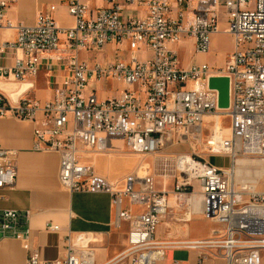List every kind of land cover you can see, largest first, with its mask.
Returning <instances> with one entry per match:
<instances>
[{"label": "built area", "instance_id": "obj_1", "mask_svg": "<svg viewBox=\"0 0 264 264\" xmlns=\"http://www.w3.org/2000/svg\"><path fill=\"white\" fill-rule=\"evenodd\" d=\"M13 2L0 0V30L14 33L0 39V59H12L10 65L0 64V82L23 87L13 101L0 90V117L30 121L32 149L58 155L61 187L107 194L114 210L111 225L127 223L125 247L110 260L96 262L94 244L100 239L76 231L65 235L61 256L41 259L30 250L25 264L124 259L154 264L166 247L176 246L214 249L225 264H264V191L254 190L255 181L247 175L234 180L237 157L255 156L264 163V0H59L72 17L70 26L57 23L55 3L38 9L31 24L14 21L6 15ZM221 19L223 32L232 38L223 65L194 60L183 65L178 58L183 39H193L194 52L208 53ZM105 45L122 49L123 56L108 61L80 57ZM43 64L60 69L61 76L51 79V96L40 100L28 89ZM211 76L228 77L226 108L217 106V90L208 87ZM110 88L98 95V89ZM209 115L215 116L213 123L205 121ZM203 131L207 156L177 153L171 191L187 215L198 192L202 213L221 228L204 238L159 240L155 231L170 208L169 196L155 187L148 164L110 179L96 172L91 154L107 152L111 136L120 137L130 152L148 154L173 139L201 137ZM211 155L226 158L227 165L214 164ZM14 156V149L0 148V188L14 180ZM28 217L27 210L1 209L0 238L14 237L27 247Z\"/></svg>", "mask_w": 264, "mask_h": 264}, {"label": "crops", "instance_id": "obj_2", "mask_svg": "<svg viewBox=\"0 0 264 264\" xmlns=\"http://www.w3.org/2000/svg\"><path fill=\"white\" fill-rule=\"evenodd\" d=\"M50 3L56 4L54 17L57 23L61 26H70L73 22L72 17L68 15L59 0L46 3L38 0H14L7 8L6 15L14 21L31 24L37 10ZM90 3L96 2L90 1ZM223 28L224 22L221 19L219 21L220 31L211 35L208 53L194 52L193 39L190 37L183 39L178 50H184L189 58H186L182 64L185 65L194 60L204 61L209 65H223H219V62L224 63V56L228 52H224L222 57L216 59L211 56V47L216 43L218 35L228 37L232 43L231 36L223 32ZM13 35V31L9 29L0 30L1 40L11 39ZM11 63V58L0 59L2 65ZM60 76V69L41 65L37 75L31 79L32 86L28 89V93L40 100L49 98L54 86L51 81ZM107 85L110 87L109 83ZM22 87L17 81L0 82L1 92L12 101L18 98ZM110 92L111 88L104 92L100 91V95ZM0 148L15 150V177L11 185L0 188V210L16 209L29 212L27 247H24L22 242L14 237L0 238V264H25L30 250H36L41 259L49 260L59 257L63 252L65 235L76 231H90L100 239L94 244L96 262L110 260L124 249L127 223L121 222L119 227L111 225L114 210L110 205L109 196L105 193L70 192L62 188L58 180V155L53 151L32 149V123L30 121L9 116L0 117ZM107 148L108 151L115 149L119 153L115 155L107 152L92 156L91 159L97 173L110 179H118L134 169L135 158L124 151L120 137H109ZM211 156H208L210 161ZM113 157L120 161L114 163L111 161ZM217 165L223 166L224 164ZM201 198L198 192L192 195L191 212L186 221H179L182 219L179 217L180 210L169 208L155 231V237L159 240H189L208 237L214 229H220L219 223L202 214ZM168 201L169 206L172 207L173 199L168 197ZM48 224H55L58 229H46ZM172 259L177 260L178 264H225L224 257L215 253L214 249L183 246L166 247L162 260L154 264H163ZM125 260L115 264H127Z\"/></svg>", "mask_w": 264, "mask_h": 264}, {"label": "rangeland", "instance_id": "obj_3", "mask_svg": "<svg viewBox=\"0 0 264 264\" xmlns=\"http://www.w3.org/2000/svg\"><path fill=\"white\" fill-rule=\"evenodd\" d=\"M39 2H49L51 0H38ZM26 7V6H25ZM124 13H127L126 10H124ZM232 48V43L230 39L224 35H218L217 36V41L215 44L212 45L211 47V56L213 59L220 58L222 57L224 52H229ZM118 52H115L114 50L111 49L110 45H105L102 51H90V52H81L80 57L85 58V59H95L99 61H108V60H113L116 58H120L123 56L122 49L116 50ZM184 56V58H183ZM178 58L181 63L184 62V60L189 58V55L185 52L184 50H179L178 52ZM223 64V61L219 62V65ZM112 83H109V86L112 87ZM98 95H100V90L98 89ZM205 121L208 123H213L215 121V117L213 115H209L204 118ZM223 133L227 134L228 130L224 129ZM207 135L206 131H203L201 137H185L182 140H175L173 139L172 141H168L164 147L159 149L158 151L154 153H148V154H142V153H133L127 150L125 147L123 148L125 152H127L128 155H131L132 157L135 158V167L132 171H137L139 164H148L149 166V173L153 176L154 180V185L158 189H165L168 193V196L170 199H173V206L170 207L171 210H180V215L182 219L179 221H186V218L188 215L186 213H183V207L177 205L176 201L174 200L173 193L171 191L173 182L175 180V175L177 174V171L175 170V165H174V156L177 153H195L196 155H201V156H207L205 149H204V139ZM110 153H113L115 155H118L119 151H116L115 149H110ZM105 152V153H107ZM97 154V153H96ZM96 154H91L92 156ZM99 154V153H98ZM211 161L213 163L217 164H224L223 166H226L227 164V159L219 156V155H212L211 156ZM238 161L241 163L240 166L235 165V167H238L239 169L243 168L242 162L246 159H255L257 160L258 158L255 156H250V155H244V156H239L237 157ZM259 160V159H258ZM114 163L119 162L120 159H117L116 157H113L111 159ZM116 161V162H115ZM261 161V160H260ZM242 165V166H241ZM252 170H260L261 172L264 171V163L261 161L257 165H250L248 166ZM246 168V167H245ZM253 171V172H254ZM247 172V171H246ZM139 173H142L139 170ZM245 172L241 169L240 172H238L237 175H235L234 180L235 182H238L241 178H243L245 175ZM243 174V175H242ZM191 183L194 186V189L197 190V181L195 179H191ZM254 185V190L256 191H264V175H261L257 180L252 183ZM170 205V202H169ZM203 212V211H201ZM204 214V213H202ZM177 215V216H178ZM205 215V214H204ZM208 217L207 215H205Z\"/></svg>", "mask_w": 264, "mask_h": 264}, {"label": "water", "instance_id": "obj_4", "mask_svg": "<svg viewBox=\"0 0 264 264\" xmlns=\"http://www.w3.org/2000/svg\"><path fill=\"white\" fill-rule=\"evenodd\" d=\"M208 87L217 90V106L226 108L229 101V84L226 76H211L208 78Z\"/></svg>", "mask_w": 264, "mask_h": 264}, {"label": "bare ground", "instance_id": "obj_5", "mask_svg": "<svg viewBox=\"0 0 264 264\" xmlns=\"http://www.w3.org/2000/svg\"><path fill=\"white\" fill-rule=\"evenodd\" d=\"M213 117H215V116H213ZM259 162L261 163V161L260 160H255V159H246V160H244L243 162H242V165H243V168H241L245 173V175H243V176H249L248 178L251 180V181H256L257 180V178H259L261 175H264V171L263 172H261L260 170H258V169H256L255 171L254 170H252L251 171V168L250 167H248V166H250V165H257V164H259ZM237 164H238V166H240V162L238 161V159H237ZM241 165V166H242ZM246 167V168H245ZM241 169H239L238 167H236V173L238 174V172H240L241 171ZM247 171V172H246ZM254 171V172H253ZM191 203H192V201H191ZM201 205H202V203H201ZM202 211H203V209H202Z\"/></svg>", "mask_w": 264, "mask_h": 264}]
</instances>
